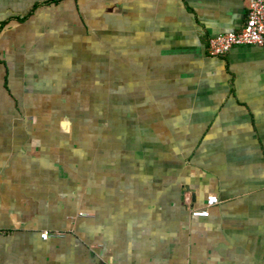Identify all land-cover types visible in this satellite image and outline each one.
<instances>
[{"label": "crops", "instance_id": "1", "mask_svg": "<svg viewBox=\"0 0 264 264\" xmlns=\"http://www.w3.org/2000/svg\"><path fill=\"white\" fill-rule=\"evenodd\" d=\"M249 6L0 0V264H264V45L209 53Z\"/></svg>", "mask_w": 264, "mask_h": 264}, {"label": "built area", "instance_id": "2", "mask_svg": "<svg viewBox=\"0 0 264 264\" xmlns=\"http://www.w3.org/2000/svg\"><path fill=\"white\" fill-rule=\"evenodd\" d=\"M237 45H264V0H250L245 26L240 31L212 38L209 44V53L213 57L225 56ZM207 200L208 208L193 211V216L204 218L211 216V208L219 204V198L209 196ZM42 237L49 239L50 234L46 232Z\"/></svg>", "mask_w": 264, "mask_h": 264}, {"label": "rangeland", "instance_id": "3", "mask_svg": "<svg viewBox=\"0 0 264 264\" xmlns=\"http://www.w3.org/2000/svg\"><path fill=\"white\" fill-rule=\"evenodd\" d=\"M22 29L23 28H21V30ZM12 40L14 42L15 41L17 42L16 36ZM56 43L57 42L52 43V44L48 45L47 47L41 48L38 51V57L42 58V60H48L49 57L50 58L55 57V54L58 51H61L60 55L63 54L64 50H65V52L69 51L66 48L70 47L74 54L76 53V51H78L77 53L79 54L80 59H83L84 61H86V60H89L91 58L87 54V47L85 46L86 43H83V45H82V44L77 43V42L69 43L68 40H66V41L62 42V47L55 46ZM15 46H17V43L15 44ZM3 49H4V47H3ZM4 53H7V49H5ZM21 53L23 54L22 51H21ZM73 53L71 52L72 55H74ZM94 63H95V61H94ZM83 64H84L83 67L89 68V65L87 64V62H83ZM53 66H57V65H52V67ZM67 81H69V80L67 79ZM99 90H101L102 92L101 93L98 92L97 94L92 95V101L91 102H92V104L94 103L93 108L91 110L86 109L84 111V116L98 118L99 121L103 120L104 122H102V121L101 122L105 123L109 119V85H106V86L102 87L101 89L99 88ZM92 104L89 106H92ZM98 124H100V122H98Z\"/></svg>", "mask_w": 264, "mask_h": 264}, {"label": "trees", "instance_id": "4", "mask_svg": "<svg viewBox=\"0 0 264 264\" xmlns=\"http://www.w3.org/2000/svg\"><path fill=\"white\" fill-rule=\"evenodd\" d=\"M57 1V0H56ZM29 17V16H28ZM27 18H19L20 21H25Z\"/></svg>", "mask_w": 264, "mask_h": 264}]
</instances>
